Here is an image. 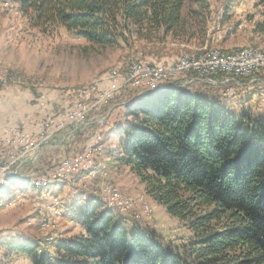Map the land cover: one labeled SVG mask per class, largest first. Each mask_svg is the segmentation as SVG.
<instances>
[{"label": "trees", "instance_id": "1", "mask_svg": "<svg viewBox=\"0 0 264 264\" xmlns=\"http://www.w3.org/2000/svg\"><path fill=\"white\" fill-rule=\"evenodd\" d=\"M12 1L42 32L64 28L99 45L133 34L150 41L167 35L178 39L194 34L209 14L208 0ZM258 3L264 5V0ZM169 83L128 101L125 114L130 118L117 130L120 153L114 159L139 177L167 213L186 223L193 239L182 250L166 246L152 231L127 226L90 198L73 202L65 213L84 232L56 243L53 255L36 240L14 238L2 244L5 259L23 256L32 264H264V115L245 108L231 111L211 91Z\"/></svg>", "mask_w": 264, "mask_h": 264}, {"label": "rangeland", "instance_id": "2", "mask_svg": "<svg viewBox=\"0 0 264 264\" xmlns=\"http://www.w3.org/2000/svg\"><path fill=\"white\" fill-rule=\"evenodd\" d=\"M2 2L0 70L8 72L0 75V82H7L0 87V132L47 119L49 115L57 118L80 94L83 99L92 97L96 91L89 89L91 85L107 86L103 79L106 73L119 68L124 71L132 62L171 66L180 56L201 57L212 49L216 55L245 47L264 50V29H261L264 5L258 0H208V17L203 25L195 26L192 35L178 39L167 35L163 40L150 41L133 34L108 45L90 43L64 28L42 32L19 10L17 3ZM181 77L174 81L167 79L156 88L143 82L140 87L121 89L113 100L86 116V121L79 124V132L62 144L42 147L35 161L23 166L25 170L32 169L34 175L47 173L63 157L83 152L95 140L92 138L95 131L101 128L96 148H91V155L97 158L75 168L73 179H78L75 186L66 178L42 181L20 172L0 178V264H32L30 260H21L26 259L23 256L5 259L2 244L10 239L36 240L42 250L53 255L56 243L82 234L83 227L65 213L73 202L90 198L114 211L127 226L152 231L166 246L182 250L193 239L186 223L167 213L146 192L139 177L114 159L120 153L117 130L127 117L125 106L138 92L159 89L172 81L169 86L181 84L178 86L187 85L189 91H211L231 111L245 108L254 115H264V100L259 97L264 95V83L208 86L200 81L183 84ZM229 86L235 92H226ZM98 119H103L102 125ZM94 171L98 174L89 177ZM12 177L20 180L9 185L7 180ZM102 185L119 191L125 203L122 209L120 200L111 204L110 198L101 196ZM19 194L26 196L15 202Z\"/></svg>", "mask_w": 264, "mask_h": 264}, {"label": "built area", "instance_id": "3", "mask_svg": "<svg viewBox=\"0 0 264 264\" xmlns=\"http://www.w3.org/2000/svg\"><path fill=\"white\" fill-rule=\"evenodd\" d=\"M4 4L5 0L3 1ZM2 2V3H3ZM8 72V71H7ZM0 70L2 73H7ZM191 74V75H189ZM184 76L181 77V76ZM264 55L250 50L249 53H238L237 55H216L214 49L207 51L205 56L190 57L180 56L171 66L132 62V64L121 71H110L103 76L107 86L98 88L91 85L90 90L96 93L85 99L79 97L72 100L71 104L57 118L51 115L41 121L28 122L24 127H7L0 132V174L9 172H20L32 175L44 181L47 178H66L75 186L78 179H73L75 168L84 163L92 162L97 155H91V148H96V141L99 130L93 134V139L83 152H75L59 160L49 172L34 175L32 169L23 168L24 165L32 164L41 148L49 144H62L73 133L79 129V124L86 121V116L93 111L100 110L104 105L113 100L120 90L125 86L140 87L143 82L148 83L152 88L165 80H177L181 77L180 83L189 84L194 81L206 82L211 85L235 86L251 85L252 83H264ZM172 81L170 83H172ZM7 82H0L3 86ZM226 92H235L233 86H229ZM260 101L264 95H260ZM103 124V119H98ZM98 171H94L89 177L94 178ZM104 178V177H103ZM26 195L19 194L16 201H23ZM101 196L113 200H120V209L125 206L120 198L119 191L109 185H102ZM14 203V202H13Z\"/></svg>", "mask_w": 264, "mask_h": 264}, {"label": "bare ground", "instance_id": "4", "mask_svg": "<svg viewBox=\"0 0 264 264\" xmlns=\"http://www.w3.org/2000/svg\"><path fill=\"white\" fill-rule=\"evenodd\" d=\"M250 50H253L252 48H250V47H245V48H240V49H236V51H234V52H232V53H228L229 55H237L238 53H249L250 52ZM260 51H255V50H253V51H255V53H257V54H260V55H264V50L263 49H259ZM194 57V56H193ZM1 77V76H0ZM16 172H11V173H8V174H2L1 176L2 177H0L1 178V180L3 179V178H5V176H13L14 174H15ZM1 182V181H0Z\"/></svg>", "mask_w": 264, "mask_h": 264}, {"label": "crops", "instance_id": "5", "mask_svg": "<svg viewBox=\"0 0 264 264\" xmlns=\"http://www.w3.org/2000/svg\"><path fill=\"white\" fill-rule=\"evenodd\" d=\"M0 95H1V94H0ZM19 126H21V127L23 126V127H24V125H21V124H20ZM45 146H46V145H45ZM43 147H44V146H43ZM41 149H42V148H41ZM20 176H21V175H20ZM19 180H20V179H19ZM25 258H26V257H25ZM21 260H26V261H29V259H28V258H26V259H21Z\"/></svg>", "mask_w": 264, "mask_h": 264}, {"label": "water", "instance_id": "6", "mask_svg": "<svg viewBox=\"0 0 264 264\" xmlns=\"http://www.w3.org/2000/svg\"><path fill=\"white\" fill-rule=\"evenodd\" d=\"M164 87V86H161V88ZM140 96V95H139Z\"/></svg>", "mask_w": 264, "mask_h": 264}]
</instances>
